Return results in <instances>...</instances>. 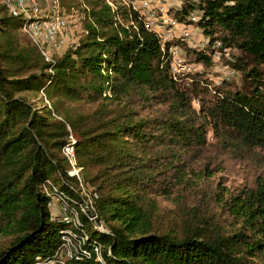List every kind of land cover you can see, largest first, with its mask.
<instances>
[{
    "label": "trees",
    "instance_id": "16d2710c",
    "mask_svg": "<svg viewBox=\"0 0 264 264\" xmlns=\"http://www.w3.org/2000/svg\"><path fill=\"white\" fill-rule=\"evenodd\" d=\"M197 1L195 25L210 45L238 51L227 64L242 72L241 89L213 85L204 72L174 79L157 35L121 0H81L83 37L61 57L50 54L52 62L0 2V264H47L67 230L87 236L90 257L66 264H264V0ZM193 8L169 14L182 21ZM211 54L187 51L204 70ZM24 93L52 105L37 108ZM60 98L96 108L89 119L60 115ZM69 135L105 231L80 211L84 197L61 154ZM211 153L249 169L228 198L197 185L223 169ZM53 197L71 221L51 214ZM156 197L177 208L168 226ZM219 215L232 220L229 231L213 229Z\"/></svg>",
    "mask_w": 264,
    "mask_h": 264
},
{
    "label": "built area",
    "instance_id": "2783aa9c",
    "mask_svg": "<svg viewBox=\"0 0 264 264\" xmlns=\"http://www.w3.org/2000/svg\"><path fill=\"white\" fill-rule=\"evenodd\" d=\"M0 2L11 16L21 18L20 32L30 39L45 61L52 62L50 54L69 44V36L74 24L66 18L62 0H0ZM121 3L133 15H136L148 31L157 35L174 79L204 70L201 63L190 64L189 60L187 62L181 56L182 49L178 46L179 43L187 44L191 50L205 51L206 53H208V49L212 50L210 69L213 74L209 78L213 85H218L223 81L231 82L236 76V70L227 64L231 60L229 49L223 48L219 41H214L210 45L209 38L204 37L202 32H200L201 37H196L194 30L191 29V26L198 20L196 14L191 13L186 19L180 21L169 14L170 8L165 6L164 0H121ZM69 140L62 147L61 154L69 165L68 176L77 179L84 197V205L80 206V211L97 230L105 231V225L98 219L93 207V200L97 198V195L85 191L86 188L80 176L81 167L78 166L74 151V138L69 135ZM47 185L51 186V183L46 182V185L43 186L46 193H48ZM57 199L59 200V198ZM51 206L52 201L49 208ZM60 206L56 216L61 217L64 221H71L67 207L63 204ZM87 209H90L89 213H87ZM72 222L75 225L79 224L76 214L73 216ZM86 238V235L77 237L72 230H67L61 237L63 242L55 251L54 258L47 264H66V260L89 258L90 253L82 249ZM93 252L96 258L102 262L98 245H94Z\"/></svg>",
    "mask_w": 264,
    "mask_h": 264
},
{
    "label": "rangeland",
    "instance_id": "374dc122",
    "mask_svg": "<svg viewBox=\"0 0 264 264\" xmlns=\"http://www.w3.org/2000/svg\"><path fill=\"white\" fill-rule=\"evenodd\" d=\"M81 0H64L63 1V7L66 13V18L73 23L72 32L69 36V44L63 48L57 51L55 53L56 57H61L68 48H70L72 45L77 44L79 40L83 37L84 30L82 26V22H80V18L83 15V7L81 5ZM165 2V1H164ZM169 3V4H168ZM168 3L165 2L166 7H171L172 3L173 5H179L182 7L185 3L192 4L193 11L192 14H196L197 17H200V10L197 8V0H171L168 1ZM180 7H175L179 9ZM191 29L194 30L196 37H201L200 32H202L198 27H196L195 24L191 26ZM18 42L21 44H26L27 40L20 35L19 33ZM206 37V36H204ZM178 46L182 49L181 50V56L185 58L187 62L188 60H191V56H187L186 52L188 50L193 51L189 49V46L185 43H179ZM238 51L234 49L229 50L230 58L233 60V56H237ZM190 64H193V62L190 61ZM195 65V64H194ZM199 70V69H198ZM197 70V71H198ZM200 72H204L206 74V77H212V70H201ZM237 74L231 80V84L236 89H241L243 85V74L241 71L236 70ZM187 82H190L188 80ZM22 96L26 97L32 104H34L35 107L40 108L44 105L50 106L52 105L51 100H46L44 95L42 93H24ZM59 111L58 113L60 115H73L74 117H83L85 119H89L95 110L96 106L95 104L86 103L85 101H70L60 98L59 99ZM56 101V100H55ZM193 104L197 107V101L194 100ZM208 135L211 137V134L208 133ZM210 142L212 141V138L210 139ZM213 159L215 161L222 159L223 163L219 165V168H223L221 171H212V174L210 173L209 176H202L198 177L199 180V186H201L202 192L208 188V191H215V194L222 193L224 195V198H228L231 194L236 193L238 190L243 188V186L246 184V178L247 174L249 172V169L244 166V164H241L237 162L234 158H232L229 155H220L219 153H211ZM202 164V161L195 160V162L190 165L193 172L197 173L199 166ZM197 176L198 174H194ZM197 181V180H196ZM89 187V186H88ZM86 192H90L91 188H86ZM60 201L57 199V197L52 198V206L50 207V211L52 215H58L60 210ZM215 208V206H214ZM218 208V206H217ZM180 210V209H179ZM177 208L174 205V202L171 199H166L164 197H156V214L159 216V222L160 224L164 226H168L174 221V217L177 214ZM218 212V211H217ZM219 214V213H217ZM220 216V215H219ZM216 221V222H215ZM231 219L227 218L225 215L220 216L218 219L214 218L213 222V229L220 230L222 232L229 231L231 229ZM230 224V225H229ZM4 241V240H0Z\"/></svg>",
    "mask_w": 264,
    "mask_h": 264
},
{
    "label": "crops",
    "instance_id": "0c3cea01",
    "mask_svg": "<svg viewBox=\"0 0 264 264\" xmlns=\"http://www.w3.org/2000/svg\"><path fill=\"white\" fill-rule=\"evenodd\" d=\"M166 3H168V1H171V0H164ZM169 4V3H168ZM175 7H180V4L179 5H173L172 3V6L169 7V8H175Z\"/></svg>",
    "mask_w": 264,
    "mask_h": 264
}]
</instances>
